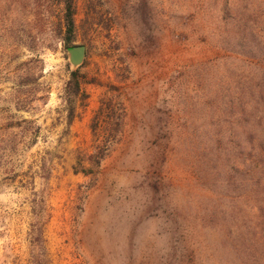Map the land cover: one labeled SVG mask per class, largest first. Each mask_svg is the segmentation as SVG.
Wrapping results in <instances>:
<instances>
[{
	"label": "rangeland",
	"instance_id": "rangeland-1",
	"mask_svg": "<svg viewBox=\"0 0 264 264\" xmlns=\"http://www.w3.org/2000/svg\"><path fill=\"white\" fill-rule=\"evenodd\" d=\"M62 17L0 0V264H28L42 164L52 264H264V0H77L70 127Z\"/></svg>",
	"mask_w": 264,
	"mask_h": 264
},
{
	"label": "trees",
	"instance_id": "trees-1",
	"mask_svg": "<svg viewBox=\"0 0 264 264\" xmlns=\"http://www.w3.org/2000/svg\"><path fill=\"white\" fill-rule=\"evenodd\" d=\"M77 0H60L63 13V21L65 27L64 42L65 47L74 46L75 42V24H74V15H75V6ZM64 98L67 104V126L70 127L75 116L76 108L75 101L80 93V81L78 77V70L71 71L69 73V79L65 84L64 89ZM115 130L121 132L123 124L117 123L115 125ZM92 132L95 133V129H92ZM116 141H97L94 139L92 145V153L87 158L88 163L90 164L89 168L99 167L100 164L106 159L112 146L116 144ZM89 168L85 171H81L82 174L88 175ZM78 173V171H77ZM48 178L49 170L46 168V164H42L40 179L42 180V188L38 192L33 194V198L30 201V213L32 221L29 226L28 231V264H52V261L49 258L48 250L46 247L44 239V229L45 225L49 219V210H48Z\"/></svg>",
	"mask_w": 264,
	"mask_h": 264
},
{
	"label": "water",
	"instance_id": "water-1",
	"mask_svg": "<svg viewBox=\"0 0 264 264\" xmlns=\"http://www.w3.org/2000/svg\"><path fill=\"white\" fill-rule=\"evenodd\" d=\"M69 64L72 69L77 70L83 63L86 57V48L83 45H74L66 48Z\"/></svg>",
	"mask_w": 264,
	"mask_h": 264
}]
</instances>
